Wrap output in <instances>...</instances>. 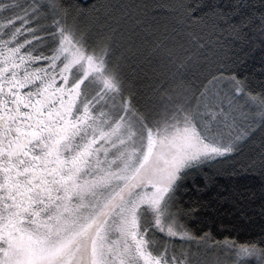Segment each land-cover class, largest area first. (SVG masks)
Listing matches in <instances>:
<instances>
[{
  "label": "snow or ice",
  "instance_id": "obj_1",
  "mask_svg": "<svg viewBox=\"0 0 264 264\" xmlns=\"http://www.w3.org/2000/svg\"><path fill=\"white\" fill-rule=\"evenodd\" d=\"M199 7L214 36L264 50V0L259 9L241 0ZM138 9L0 0V264H206L209 253L212 264H264V235L197 238L182 223L195 209L181 204L204 190L206 167L264 128V88L249 91L247 77L221 65L197 94L182 76L205 46L180 58L161 41L149 55L162 79L139 106L122 73L141 53ZM101 12V30L83 25ZM122 21L132 24L126 39ZM241 109L253 123H237Z\"/></svg>",
  "mask_w": 264,
  "mask_h": 264
},
{
  "label": "trees",
  "instance_id": "obj_2",
  "mask_svg": "<svg viewBox=\"0 0 264 264\" xmlns=\"http://www.w3.org/2000/svg\"><path fill=\"white\" fill-rule=\"evenodd\" d=\"M23 2V0L18 1ZM83 7L94 4L124 3L139 6L136 19L141 21L133 40L141 49L139 55H133L122 64V73L126 84L135 94L136 102L143 107L151 103L160 83V69L154 56L149 55L154 44L163 41L175 54L184 58L196 51L197 44L205 47L200 54L189 61L183 70L185 86L197 90L203 88L212 76L218 75L217 69L237 71L241 78L247 77L249 91L260 92L264 88V50L257 45L254 51L241 42L214 36L210 22L201 19L207 12L206 7L196 5L218 3L226 10L237 0H77ZM262 0H241V3L255 5L259 9ZM183 5L184 7H181ZM195 9L189 18L188 10ZM247 10V9H246ZM92 13L82 17L84 26L91 24L93 30H101L105 23L102 12L99 19H93ZM125 39L131 35V22L122 21ZM114 26V25H110ZM35 27V25H33ZM37 34H40L39 32ZM193 37L197 40L194 41ZM219 39V43H217ZM117 56L120 52L117 51ZM207 57V59H205ZM225 71V75L229 74ZM242 101V100H241ZM249 112L248 123L240 121L241 127L253 123ZM264 128H257L254 133L241 142L239 150L205 168L209 176L206 182L198 177L197 187L204 189L198 195L193 192L185 195L181 204L187 211L194 212L182 217V223L199 238L209 234L213 240H234L238 244L255 242L264 235V199L260 192L264 187ZM205 183L208 187L205 188ZM191 187V182H188ZM196 201L192 203V201Z\"/></svg>",
  "mask_w": 264,
  "mask_h": 264
},
{
  "label": "rangeland",
  "instance_id": "obj_3",
  "mask_svg": "<svg viewBox=\"0 0 264 264\" xmlns=\"http://www.w3.org/2000/svg\"><path fill=\"white\" fill-rule=\"evenodd\" d=\"M18 1H21V0H17V2H18ZM5 2H10V0H5ZM20 3H23V2H20ZM5 15H8V13H5ZM17 26H19V25H17ZM32 26H33V25H32ZM37 35L39 36V35H41V33H40V34H37ZM241 103H243V101H241ZM235 116H236V118L239 119L240 121L244 120L245 123H248L249 112H246L245 109H241V111L235 113ZM246 117H247V118H246ZM240 121H238V124H240ZM170 243H174V244L177 246V249H179V247H180L181 245H183L185 248L188 247L187 242L182 241V240H180L179 238H176V239H174L173 241H170ZM192 251H193V252H196V251H197L195 245H192ZM201 259L204 260V261L206 262V264H212L213 259H214V256H213L211 253H209V254H207L206 256H202Z\"/></svg>",
  "mask_w": 264,
  "mask_h": 264
}]
</instances>
